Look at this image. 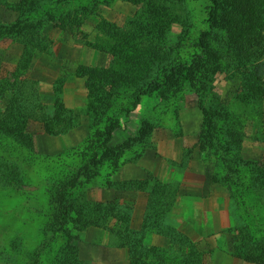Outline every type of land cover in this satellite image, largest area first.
I'll use <instances>...</instances> for the list:
<instances>
[{
    "label": "rangeland",
    "instance_id": "1",
    "mask_svg": "<svg viewBox=\"0 0 264 264\" xmlns=\"http://www.w3.org/2000/svg\"><path fill=\"white\" fill-rule=\"evenodd\" d=\"M219 1L210 31L209 0H0L1 90L19 71L40 105L0 146V264H264V201L241 190L264 164L243 90L264 0Z\"/></svg>",
    "mask_w": 264,
    "mask_h": 264
},
{
    "label": "trees",
    "instance_id": "2",
    "mask_svg": "<svg viewBox=\"0 0 264 264\" xmlns=\"http://www.w3.org/2000/svg\"><path fill=\"white\" fill-rule=\"evenodd\" d=\"M23 2H27V0H23ZM37 2V1H36ZM220 5V1L219 0H209V11L207 13V20H208V29L210 31L215 29V23H216V11L218 10ZM252 6L254 5H250L249 6V13L253 14L254 17H256L259 20V25H260V30H262V28H264V22H263V15H259L257 13V10H255V7L252 8ZM229 23H231V21H229ZM17 25H15V29L16 31H23L26 28H29L30 30H28V32L26 33H22V34H18V36H22L24 38V40H29V39H33L31 36L36 35L37 40L40 39L41 34L39 33L38 29L35 28V25L39 24V21H35L33 19L30 18H24V20H22L19 23H16ZM24 27V28H23ZM23 28V29H22ZM230 30V37H234V35L237 34V32H239V29L237 27L233 28V27H229ZM245 32L247 31V33L251 36V43H255L257 44V48L255 49V54H257V56H260V58L262 56H264V42L261 43L260 41V36H257V33L254 32L252 34L251 29L247 26L245 27V29H243ZM18 32V31H17ZM207 36H209V33H204L200 39H199V47L203 52H207L208 47H207ZM242 37V36H240ZM245 37V36H244ZM250 42H244L242 43V46L248 47V44ZM23 45L26 47L25 42L23 41ZM32 46V50L34 44L31 43ZM28 48V47H27ZM30 51V49H28ZM208 53V52H207ZM259 58V60L253 65V63L250 62L249 65L252 66V68L248 69L246 72H248V75L245 77V82L243 83V90L245 93L249 94L250 99L254 102V104H261L263 105V109H264V60H261ZM264 58V57H263ZM18 74L19 71H17V75H15V80L8 84L4 90H1V85H0V101L3 100L5 98V92L12 93V96L10 97V102H8V104L4 107L3 112L1 113L0 110V146H2V143L4 144H8L10 147L12 144L15 145L16 142L21 143L24 142L26 144L29 143L30 138L27 135H24L21 131L18 130L17 126H10V123L14 122L17 120V118L19 119V115H14L13 113H11L10 111L12 110V107H15L16 105L18 106V108L23 111L24 108V103H30V107L33 106H40L38 104V99L36 96L37 93V86L36 83L31 81V80H27V79H18ZM91 75L96 74L94 71H90ZM90 74L89 77L87 79L88 83L90 79ZM101 73L99 72V78ZM106 79V78H105ZM94 87V84L92 83L91 87ZM90 99V97H89ZM0 107H1V103H0ZM21 114V113H20ZM262 122V126H261V139L264 142V111H263V117L261 119ZM19 126V125H18ZM117 128V126L113 125L110 126L107 130H106V134H107V138L105 139L103 146H106L107 142L110 141V137L112 136V132L113 130H115ZM212 132V131H211ZM213 133V132H212ZM212 136V135H211ZM12 140V141H10ZM10 141V142H9ZM108 150H111L110 147L107 148ZM6 153V152H5ZM2 156V155H1ZM0 156V160H2L3 158ZM91 159L96 160L95 156L93 154V157H91ZM102 157L98 158V161H102ZM230 163L228 165V170H230L233 173H230L227 178H230L234 173V169L232 168L234 165V160L230 159L229 160ZM60 164V165H59ZM58 165L61 166V163H59ZM82 169H88L89 165L86 163V166L81 167ZM232 168V169H231ZM250 173L252 172V176L253 178H249L248 179V184H245L241 190L243 192L247 191V190H251L254 191L259 199H262L264 201V164L260 165H253L249 171ZM60 175V173L58 174ZM226 178V179H227ZM56 180V179H55ZM69 184H73V181L70 179L69 180ZM56 183V181L54 182ZM64 187L67 185H63ZM52 188V187H51ZM62 186H56L54 185V189L53 191L56 192L57 190H61ZM52 190H50V193L53 192ZM59 193H61L59 191ZM58 196V195H57ZM65 208L67 207L66 204ZM95 209H102L101 205H96ZM104 213H107L109 210L113 211V205L111 206V204H107L106 206H103ZM83 210L84 207L80 205V208L78 209V216H80L81 214H83ZM128 234L125 235V237H127ZM183 264H186L185 261H182Z\"/></svg>",
    "mask_w": 264,
    "mask_h": 264
},
{
    "label": "crops",
    "instance_id": "3",
    "mask_svg": "<svg viewBox=\"0 0 264 264\" xmlns=\"http://www.w3.org/2000/svg\"><path fill=\"white\" fill-rule=\"evenodd\" d=\"M52 151H56V150H59L58 147L54 148V146L52 145Z\"/></svg>",
    "mask_w": 264,
    "mask_h": 264
}]
</instances>
